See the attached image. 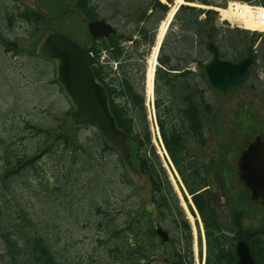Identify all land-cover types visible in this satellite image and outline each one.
I'll list each match as a JSON object with an SVG mask.
<instances>
[{
	"label": "rangeland",
	"instance_id": "rangeland-1",
	"mask_svg": "<svg viewBox=\"0 0 264 264\" xmlns=\"http://www.w3.org/2000/svg\"><path fill=\"white\" fill-rule=\"evenodd\" d=\"M55 1L58 0H47L46 7L45 0H0V34L19 44L13 51L7 50L0 44V166L7 148L14 149L19 155H33L39 153L44 145L52 143L59 134L67 135L69 141L78 147L80 143L87 144V139L96 129L94 126H80L72 122L70 114L67 113L73 108L72 103L61 85L53 81L55 65L40 55L41 42L48 32L56 31L76 39L75 36L86 28V24H52L53 18L58 15ZM140 1V5L145 6L150 0ZM159 1L169 6L166 14L159 10V24L117 25L121 27V33L138 37V30L142 28L152 40L149 46L147 42L141 41L139 47V52L144 56L145 70L148 69L147 91L145 88L147 117L152 141L191 224L193 239L196 240V231L198 228L202 230L203 224L197 213L196 216L191 213L180 186L181 179L163 148L153 106L156 98L154 86L153 94L149 96L150 69L154 61H156V69L162 66L160 57L167 59V62L178 70L191 72L188 82L193 89H198L194 95L199 109H204L206 102L213 107L212 115L205 113L206 111L203 113L205 140H191L197 137L196 133H192L187 139V145L198 156L211 157L212 165L209 164L208 177L218 220L225 228L233 227L231 222L233 211L240 207L247 218L243 221L244 224H255V220L260 224L264 220V203L252 197L249 190H246L247 187L245 188L240 178L239 164L244 158L247 144L254 141L258 135L264 134L263 60L259 59L253 64L244 87L229 96H217L209 89L200 74L202 62L210 54L204 40L201 41L194 29L182 28L181 16L174 19V14L170 20L168 19L177 6L179 8L181 4H189L215 11L214 22L223 28V34H228L227 29H238L243 33L252 30L241 27L222 15L221 8L227 9L230 2L235 3L237 0H228L226 6H208L186 0L181 4L178 0ZM223 1L215 0L216 4H221ZM117 2L119 5L124 4L123 9H130L132 13L137 9L138 0H117ZM33 10L47 11V24L42 22L33 24L23 16V12ZM204 17L201 15V18ZM168 22L166 33L155 56L160 33ZM260 34L264 35V32ZM260 40L250 48V52H257L260 55L263 53L259 47ZM234 44L236 45L233 38L223 40L221 50L224 55L233 58L239 54L240 47L236 45L238 47L236 48ZM113 66L115 67L116 63H113ZM152 79L154 85L155 72ZM163 90L164 99L167 101L169 95L165 88ZM211 116H213L212 120ZM58 122H63L60 129L51 130V127ZM27 123L36 125L39 129L50 130V134L45 136L34 131ZM132 147L131 153L134 155L135 151ZM224 153L231 157L224 158ZM63 154L65 157H62ZM119 158L122 162L118 161ZM132 158L131 163H127L120 153L118 155L104 153L103 156L97 153V159L93 161L85 159L81 150L71 146L66 151L60 149L55 153L44 155L39 163L40 176L43 175L41 179L35 171H27L16 177L13 181V189L17 201L25 204L28 214L47 215V225L52 230H57L60 243L67 248L68 255L82 260L85 264H100L107 258L105 246L111 242L112 233L108 232L106 225L101 227L98 225L101 215L96 212V206H101L111 214L117 229L126 228L132 220H143L144 217L150 218L151 227L155 228L161 224L165 228L171 227L169 219L159 220L158 209L151 202L150 182L138 171L137 158L135 156L134 159ZM57 184L66 185L68 193L62 195L56 190ZM184 192L192 202L191 196L185 189ZM1 194L0 183L2 208L4 198ZM17 214L18 212L15 218L19 220L20 216ZM1 226L3 229V222H0ZM0 231L3 230L0 228ZM3 245L0 236V264H6L5 258L2 257ZM163 249L166 252L157 255L156 260L162 258L171 260L173 246L166 244ZM198 251L199 247L195 243L193 264H198ZM200 264L203 262L201 261Z\"/></svg>",
	"mask_w": 264,
	"mask_h": 264
},
{
	"label": "trees",
	"instance_id": "trees-1",
	"mask_svg": "<svg viewBox=\"0 0 264 264\" xmlns=\"http://www.w3.org/2000/svg\"><path fill=\"white\" fill-rule=\"evenodd\" d=\"M186 1L208 6H226L228 0H224L221 4H216L215 0ZM238 1L240 3L254 2L264 6V0H237L235 2ZM155 7H159L163 14L169 10V6L159 0H156ZM203 14L205 17L201 18ZM214 15L215 11L213 10L181 4L174 19L181 16L182 28L194 29L205 44L213 41L222 48L223 40L233 38L236 45L240 47L239 54L233 59L239 60L247 55L250 48H253L252 46L260 40L259 38H262L259 47L263 53L260 55L256 52L255 55L256 59H261L264 63V35L249 30L243 33L238 29H227L228 34H223V28L214 22ZM25 16L35 21L39 19V15L35 17L25 14ZM140 31L144 32L142 28ZM145 39L149 46L152 40L148 33ZM236 45L234 44V46ZM140 46V40L131 48H127L120 41H105L99 44L95 51L112 48L107 59L89 57V61L95 76L107 88L110 107L118 126L125 130L130 146L133 145L131 147L135 154L132 155V159L134 156L137 158L138 171L145 175L150 182L151 202L158 209L159 220L169 219L171 223V227L168 228L162 224L160 226L172 232L179 242L173 243L171 260L162 258L157 261V255L166 252L163 247L167 243L156 233L157 226L155 228L149 226V217H144L143 220L134 219L126 228L117 229L111 214L103 210L101 206H96V212L101 215L98 225L100 227L106 225L108 232L112 233L111 242L105 246L107 258L100 264H193L192 227L152 141L145 99L146 65L143 53L139 52ZM236 48L238 47L236 46ZM222 54L224 55L223 51ZM113 63H116L115 67ZM160 63L162 66L156 69L154 79L156 94L154 105L160 136L169 158L186 188L185 190L191 196L200 215L203 228L209 234L207 236L210 244L207 264H221L222 258L216 257L219 246L215 241L216 237L211 232L222 229L223 226L215 214L208 191L203 190L207 183L203 167L200 166L199 161L191 158V151L187 145L190 134L203 133L205 123L203 113L206 111L205 113L212 115L213 107L207 102L204 103V109H199L196 105L194 94L198 92V89H193L188 82L190 71L178 70L162 57H160ZM201 76L203 77L202 74ZM53 81L57 82L55 78ZM163 88L169 95L167 101L164 99ZM67 113L70 114V110ZM212 119L213 116H211ZM62 123L58 122L51 127V130H59ZM27 125L45 136L50 134V130L39 129L36 125L29 123ZM85 126H94L96 129L93 131V135L87 139V144L80 143L78 147L69 141L67 135L59 134L52 143L44 145L39 153L33 155H19L12 148L6 149L0 166L1 196L4 198L3 206L0 207V222L4 223L3 229L2 226L0 227L3 230L0 231V236L4 244L2 257L5 258L6 264H85L82 260L68 255L67 248L60 243V235L57 230H52L47 225V215L35 214L32 216L28 214L25 204L17 201L15 189H13V181L16 177L27 173V171H35V174L41 179L43 176H40L41 171L39 170L41 159L44 155L55 153L60 149L66 151L73 146L81 150L85 159L93 161L97 159V153L101 156L104 153L119 154L105 141L96 124L91 123ZM62 157L65 155L63 154ZM118 161L122 162V159L119 158ZM64 184L56 185V190L60 191L62 195L68 193L67 186ZM182 184L180 186L188 207L191 213L196 216L194 206L190 203ZM45 187L47 189V185ZM17 212L20 216L19 220L15 218ZM234 227L244 228L240 214L234 217ZM198 229L200 230V228ZM201 249L200 247V254L202 253Z\"/></svg>",
	"mask_w": 264,
	"mask_h": 264
},
{
	"label": "water",
	"instance_id": "water-1",
	"mask_svg": "<svg viewBox=\"0 0 264 264\" xmlns=\"http://www.w3.org/2000/svg\"><path fill=\"white\" fill-rule=\"evenodd\" d=\"M88 27L95 37L117 33L114 26L104 21L92 22ZM0 44L9 50L19 46L18 42L1 34ZM207 48L210 55L203 61L201 72L214 94L227 96L246 84L250 66L256 59L255 54H248L236 62L223 57L221 49L213 41L207 43ZM40 53L55 62V78L73 105L70 112L72 122L82 126L96 124L105 141L131 163L127 134L118 126L110 107L107 88L95 76L87 52L66 35L51 31L40 46ZM239 170L240 178L251 196L264 203V134L247 144ZM156 233L164 241L169 239V233L160 225L156 227ZM237 253V264H255L245 242L239 243Z\"/></svg>",
	"mask_w": 264,
	"mask_h": 264
},
{
	"label": "flooded vegetation",
	"instance_id": "flooded-vegetation-1",
	"mask_svg": "<svg viewBox=\"0 0 264 264\" xmlns=\"http://www.w3.org/2000/svg\"><path fill=\"white\" fill-rule=\"evenodd\" d=\"M58 15H55L53 18L52 24H86V28H83V32L78 33L73 41H75L80 47H82L85 51H87L91 58H106L108 57V53L110 49L103 48L100 51L97 50V46L103 42L108 41H120L121 44L125 45L127 48H131V46L136 45V43L140 40L146 42L145 36L147 32H139V37L133 34H125L121 33V27L117 24H159V7H155L156 0H150L149 4L146 6L140 5V0L136 3L135 11L132 13L131 10H124V4H118L117 0H58ZM45 4L47 7V0H45ZM150 7V8H149ZM33 15L38 16V20H31L25 16ZM23 16L31 21L33 24H47L48 13L47 11H25L23 12ZM95 21H104L105 24H111L117 29L116 34L102 35V36H93L89 30L88 24H91ZM122 26V25H121ZM47 35V34H46ZM45 35V36H46ZM69 37V36H68ZM150 37V36H149ZM45 38V37H44ZM43 38V40H44ZM42 40V42H43ZM41 42V43H42ZM131 45V46H130ZM41 46V45H40ZM41 55V54H40ZM44 57V56H43ZM46 58V57H45ZM107 59V58H106ZM234 61H237L234 59ZM183 71H185L183 69ZM191 134L189 135V137ZM202 136V137H201ZM205 133L203 131L202 134L198 133L196 138H192L191 140H205ZM191 151V150H190ZM191 158L199 161L201 167H203L204 174L206 176V185L203 187V190H207L211 199V204L213 206V194L211 192L210 180L208 177V170L210 169L209 164L212 165L211 157L205 158L200 157L197 153L191 151ZM224 158L231 157L224 153ZM228 159V158H227ZM221 162V161H220ZM173 164V163H172ZM176 170V169H175ZM177 172V171H176ZM182 183V182H181ZM185 188V186L182 184ZM246 188V186H245ZM246 190H248L246 188ZM192 205L196 213L199 215L197 209L193 202ZM240 214L242 224L244 228H235L234 227V217L235 215ZM200 216V215H199ZM256 218V216H255ZM247 219L244 215V211L242 208L237 207L234 209L232 214V225L233 227H222V229H217L211 232L214 235L216 243H218L219 250L216 251V257H221V264H237L239 260V256L237 253V247L240 242H245L249 247L251 255L255 264H264V220L259 224L255 220V224L249 225L244 224V220ZM264 219V218H263ZM196 240L193 239V231H191L192 236V250L196 243V246L199 247L198 251V264L202 261L203 264H207V256H208V248L210 247L207 236L208 232L203 228L202 230L196 231ZM169 239L165 242L167 244L179 242V240L175 239L172 232H169ZM181 244V243H180ZM182 245V244H181ZM178 244V246L181 247ZM200 247L202 248V253L200 254ZM212 253V251H211Z\"/></svg>",
	"mask_w": 264,
	"mask_h": 264
},
{
	"label": "bare ground",
	"instance_id": "bare-ground-1",
	"mask_svg": "<svg viewBox=\"0 0 264 264\" xmlns=\"http://www.w3.org/2000/svg\"><path fill=\"white\" fill-rule=\"evenodd\" d=\"M183 1L184 0H178L179 4L184 3ZM177 9H178V6L172 11V13L170 14L168 20H170L173 17V15L177 11ZM220 11H221L222 15L227 20L235 22L237 24H240L244 28L251 29V30H254V31H260V30L264 31V26L259 24L258 22H256L254 13H253L250 5L247 4V3L244 4L243 2L240 3L239 1L235 2V3H231L230 2L229 3V7L227 9L221 8ZM168 24H169V22L166 24V27H164L162 29L161 33H160V36H159V39H158V46H157V49H156L155 56H156V54H157V52L159 50V47H160V44H161L163 38H164V35L166 33V29H167ZM157 37H158V35H157ZM155 70H156V61H154L153 67H151V69H150V74H151L150 85H149V96L150 97L153 94V86L154 85H153V79L152 78H153ZM147 73H148V69L146 70V74H145V88H146V91H147V75H148Z\"/></svg>",
	"mask_w": 264,
	"mask_h": 264
},
{
	"label": "built area",
	"instance_id": "built-area-1",
	"mask_svg": "<svg viewBox=\"0 0 264 264\" xmlns=\"http://www.w3.org/2000/svg\"><path fill=\"white\" fill-rule=\"evenodd\" d=\"M250 7L254 13L256 22L264 26V7L255 5H251Z\"/></svg>",
	"mask_w": 264,
	"mask_h": 264
}]
</instances>
